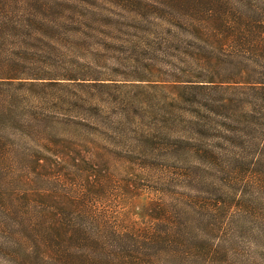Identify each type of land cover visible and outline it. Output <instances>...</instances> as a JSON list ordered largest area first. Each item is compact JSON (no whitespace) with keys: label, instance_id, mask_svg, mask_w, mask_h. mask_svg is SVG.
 Masks as SVG:
<instances>
[{"label":"rangeland","instance_id":"obj_1","mask_svg":"<svg viewBox=\"0 0 264 264\" xmlns=\"http://www.w3.org/2000/svg\"><path fill=\"white\" fill-rule=\"evenodd\" d=\"M5 10L15 22L37 19L58 29L65 41L55 73L83 78L38 83L23 95L100 121L78 130L82 155L94 166L43 175L53 180L62 172L77 188L92 170L103 182L91 194L98 209L141 237L165 226L163 201L176 204L178 226L193 246L181 264H264V154L257 159L241 146L249 125L226 117L235 108L225 117L217 111L242 86L223 82L230 65L201 51L197 22L169 0H9ZM229 128H240L239 137ZM0 134L16 143L11 129ZM2 163L0 192L33 178L28 157Z\"/></svg>","mask_w":264,"mask_h":264},{"label":"trees","instance_id":"obj_2","mask_svg":"<svg viewBox=\"0 0 264 264\" xmlns=\"http://www.w3.org/2000/svg\"><path fill=\"white\" fill-rule=\"evenodd\" d=\"M186 1L169 0L184 10L191 24L198 23L195 34L200 30L201 51L230 65V76L223 82L242 86L235 101L222 103L217 111L225 117L228 109L235 108L234 115L226 117L249 125L241 130V146L256 151L258 159L264 154V0ZM8 3L0 0V130L11 129L16 143H8V136L0 134V163L8 164L13 155L28 157L35 170L32 180L21 181L18 190L5 187L8 193L0 192V264H181L187 260L193 246L178 226L176 204L163 201L159 218L165 226L141 237L134 230L119 229L107 212L98 209L91 194L103 182L92 170L77 188L65 182L62 172L55 171L53 180L43 175L64 165L80 168L94 162V166V158L82 155L86 140L78 130L100 121L59 112L54 110L60 107L57 102L50 106L23 95V90L38 83L83 78L72 72L55 73L59 47L65 41L59 30L37 19L13 21L5 10ZM205 105L213 111L214 105ZM239 129L227 131L239 137ZM41 181L53 186H39Z\"/></svg>","mask_w":264,"mask_h":264}]
</instances>
